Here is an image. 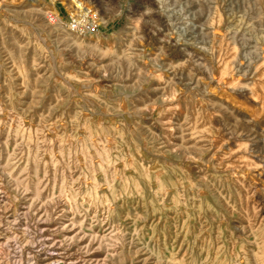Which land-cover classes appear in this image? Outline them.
<instances>
[{"label":"rangeland","instance_id":"1","mask_svg":"<svg viewBox=\"0 0 264 264\" xmlns=\"http://www.w3.org/2000/svg\"><path fill=\"white\" fill-rule=\"evenodd\" d=\"M183 1L0 0V264H264V0Z\"/></svg>","mask_w":264,"mask_h":264},{"label":"bare ground","instance_id":"2","mask_svg":"<svg viewBox=\"0 0 264 264\" xmlns=\"http://www.w3.org/2000/svg\"><path fill=\"white\" fill-rule=\"evenodd\" d=\"M184 1H185V0H184ZM184 1H183V2H184ZM188 1H189V0H188ZM203 1H204V0H203ZM208 1H210V0H208ZM189 2H190V1H189ZM210 2H212V1H210ZM191 3H193V2H191ZM198 3H199V2H198ZM205 3H206V2H205ZM193 4H194V3H193ZM208 4H210V3H208ZM188 5H190V4H188ZM196 5H197V4H196ZM203 5H204V4H203ZM69 6H70V7L73 6L71 2L69 3ZM193 6H194V5H193ZM193 6H192V7H193ZM209 6H210V5H209ZM218 6H219V5H218ZM226 6H227V5H226ZM185 7L187 8V6H185ZM219 7H220V6H219ZM230 7H231V6H230ZM199 8H200V7H199ZM206 8H207V7H206ZM211 8H212V7H211ZM191 9H192V8H191ZM201 9H202V8H201ZM227 9H228V8H227ZM193 10H194V9H193ZM204 10H205V9H204ZM189 11H190V10H189ZM198 11H199V10H198ZM207 11H208V10H207ZM198 13H199V12H198ZM221 13H222V12H221ZM226 13H227V12H226ZM195 14H196V13H195ZM203 14H204V13H203ZM223 14H225V13H222V16L225 17L226 14H225V15H223ZM234 14H235V13H234ZM30 15H31V14H30ZM187 15H189V14H187ZM204 15H205V14H204ZM204 15H203V16H204ZM208 15H209V14H208ZM228 15H229V14H228ZM228 15H227V16H228ZM192 16H193V15H192ZM209 16H210V15H209ZM209 16H208V17H209ZM51 17H52V16H51ZM216 17H217V15H216ZM199 18H200V17H199ZM52 19H53V21H56V22H58V23H60V21H61V20H59L58 18L56 19V18H54V17H53ZM200 19H201V18H200ZM226 19H228V20L230 19L229 21L232 22V20H231L230 17H229V18H226ZM198 20H199V19H198ZM216 20H217V19H216ZM195 21H196V20H195ZM205 21H206V20H205ZM233 22H235V21H233ZM229 23H230V22H229ZM229 23H228V25L231 24V23H230V24H229ZM199 24H200V23H199ZM224 24L226 25L227 23L224 22ZM215 25L217 26V23H216ZM225 25H224V26H225ZM231 25H232V24H231ZM236 25H237V24H236ZM239 25H240V24H239ZM203 26H204V25H203ZM235 27H237V26H235ZM239 27H240V26H239ZM225 28H226V27H224V29H225ZM217 29H218V28H217ZM203 30H204V29H203ZM230 30H231V29H230ZM252 30H254V29H252ZM199 31H201V30H199ZM224 31H225V30H224ZM245 31H246V30H245ZM247 31H248V30H247ZM249 31H250V30H249ZM254 31H255V30H254ZM201 32H202V31H201ZM65 33H66V35H68V36L70 37V34H69L68 32L65 31ZM207 33H208V31H207ZM257 33H258V32H257ZM209 34H210V33H209ZM247 34H248V33H247ZM74 35H75V34H74ZM74 35H73V36H74ZM256 35H257V34H256ZM134 36H135V35H134ZM134 36H132V37H134ZM65 37H66V36H65ZM201 37H202V36H201ZM262 37H263V36H262ZM66 38H68V37H66ZM75 38L78 40L79 43H82V41H79V39H78L77 37H75ZM79 38H80V37H79ZM135 38H136V36H135ZM257 38H258V37H257ZM208 39H209V38H208ZM260 39H262V38H260ZM71 40L76 41V40H74L73 38H72ZM13 41H14V40H13ZM73 41H72V42H73ZM131 41H132V40H131ZM133 41H134V40H133ZM76 42H77V41H76ZM78 42H77V43H78ZM135 42H136V41H135ZM200 42H201V41H200ZM207 43H208V42H207ZM218 43H219V42H218ZM225 43H226V42H225ZM82 44H83V43H82ZM230 45H232V44H230ZM232 46H233V45H232ZM83 48H84V47H83ZM80 49H81V48H80ZM120 49H121V48H120ZM132 49H134V48H132ZM132 49H130V50H132ZM134 50H135V53H132V54H136V52L139 51V50L136 51V49H134ZM224 50H226V49H223V52H225ZM229 50H231V47L228 48V52H229ZM232 50H233V49H232ZM232 50H231L230 52H232ZM116 51H117V50H116ZM116 51H115L114 53H116ZM125 51H126V50H125ZM132 51H133V50H132ZM200 51L202 52V50H200ZM218 51L220 52L221 50H218ZM108 52H109V51H108ZM121 52H122V51H121ZM121 52H120V53H121ZM127 52H128V51H127ZM127 52H126V53H127ZM263 52H264V51H263ZM17 53H18V52H17ZM17 53H16V54H17ZM114 53H113V54H114ZM195 53H196V52H195ZM110 54H111V53H110ZM116 54H117V53H116ZM128 54H129V53H128ZM128 54H126V57L129 56ZM218 54H219V53H218ZM139 55H140V54H139ZM222 55H223V54H222ZM234 55H235V54H234ZM20 56H21V53H20ZM115 56H116V55H113V57H115ZM121 56H122V55H121ZM187 56H188V55H187ZM194 56H195V55H193V59H194ZM215 56H216V51H215V55H214V57H215ZM227 56H229V55H227ZM261 56H263V55H261ZM15 57H17V59H18V56H17V55H16ZM191 57H192V56H191ZM202 57H203V56H202ZM230 57H232V55H230ZM19 58H20V57H19ZM108 58H109V57H108ZM116 58H117V57H116ZM123 58H124V57H123ZM130 58H131V57H130ZM130 58H129V60H130ZM228 58H229V57H228ZM259 58H260V57H259ZM20 59H21V58H20ZM118 59H119V56H118ZM124 59H125V60H124ZM124 59H123V60L126 61L128 58H127V59L124 58ZM133 59H134V58H133ZM185 59H186V58H185ZM185 59H184V60H185ZM191 59H192V58H191ZM191 59H190V60H191ZM195 59H196V58H195ZM195 59H194V60H195ZM208 59H209V58H208ZM260 59H264V57H261ZM18 60H19V59H18ZM28 60H29V59H28ZM114 60H116V59L114 58ZM120 60H121V59H120ZM123 60H122V62H124ZM31 61H32V60H31ZM130 61H132V60H130ZM262 61H263V60H261V63L263 64ZM118 62H119V60H118ZM127 62H128V61H127ZM127 62H124L122 65L124 66V64H126ZM132 62H133V61H132ZM132 62H131V63H132ZM171 62H172V61H171ZM28 63H29V61H28ZM120 63H121V61H120ZM169 63H170V62H169ZM129 64H130V62H129ZM132 64H133V63H132ZM135 64H136V63H135ZM218 64H219V63H218ZM28 65H29V64H28ZM165 65H166V64H165ZM165 65H164V66H165ZM188 65H189V64H188ZM260 65H261V64H260ZM117 66H118V65H117ZM125 66L127 67L128 65H125ZM131 66H132V65H131ZM167 66H168V65H166V67H167ZM171 66H172V65H171ZM176 66H178V65H176ZM255 66H256V65H255ZM258 68H259V66H258L256 69L258 70ZM261 68H262V66H261ZM171 69H172V68H171ZM262 69H263V68H262ZM188 70H189V69H188ZM191 70H192V69H191ZM260 70H261V69H260ZM260 70H259V71H260ZM259 71H258V72H259ZM189 72H190V70H189ZM260 72H261V71H260ZM231 73L233 74V71H232ZM261 73H262V72H261ZM261 73H259V74L261 75ZM35 74H36V73H35ZM172 74H173V72H172ZM190 74H191V73H190ZM229 74H230V73H229ZM235 74H236V73H235ZM38 75H39V74H38ZM225 75H226V74H225ZM227 75H228V74H227ZM172 76H173V75H172ZM257 76H258V75H257ZM169 78H171V77H169ZM218 78H219V77H218ZM218 78H217V79H218ZM228 78H229V77H228ZM259 78L261 79V77L258 76V78H256V80L259 79ZM230 79H232V78H230ZM236 79H237V78H236ZM174 80H175V79H174ZM203 80H204V79H203ZM222 80H223V79H222ZM227 82H228V81H227ZM233 82H235V80H234ZM254 82H255V81H254ZM260 82H261V81H260ZM231 83H232V82H231ZM258 83H259V82H258ZM18 84H19V83H18ZM220 84H221V83H220ZM254 84H255V83H254ZM259 84H260V83H259ZM198 85H199V86H200V85L203 86V84H201V80H200V79H197V86H198ZM205 85H206V84H205ZM221 85H222V84H221ZM256 85H257V84H256ZM263 85H264V84H263ZM202 86H201V87H202ZM217 86H219V85H217ZM223 86H224V85H223ZM223 86H222V87H223ZM237 86H238V85H237ZM237 86H235V84H234V87H233V88H235V87H237ZM33 87H34V86H33ZM207 87H211V86L206 85V87H205V89H204V90H205L204 92H206V93L209 95L210 92H212V91H210V90H213L212 88H214V87H212L209 91H208ZM224 87H225V86H224ZM23 88H24V87H23ZM199 88H200V87H199ZM217 88H218V87H217ZM226 88H227V87H226ZM237 88H239V87H237ZM172 89H173V88H172ZM200 89H203V88H200ZM20 90H21V88H20ZM194 90H196V91L198 92L199 89H198V90H197V89H194ZM224 90H225V89H224ZM228 90H229V89H228ZM258 90H259V88H258ZM219 91H220V90H219ZM232 91H233V90H232ZM241 91H242V90H241ZM197 92H196V93H197ZM213 92H215V91H213ZM234 92H235V91H234ZM168 93H169V92H168ZM171 93H172V92H171ZM223 93H224V91H223ZM223 93H222V94H223ZM191 94L193 95V93H191ZM198 94H201V93L198 92ZM132 95H133V94H132ZM164 95H165V94H164ZM196 95H197V94H196ZM202 95H203V94H202ZM210 95H214V94H210ZM226 95H227V93L225 94V97H226ZM173 96H174V95H173ZM194 96H195V95H194ZM197 96H198V95H197ZM199 96H200V95H199ZM223 96H224V95H223ZM261 96H262V95H261ZM148 97H149V96H148ZM165 97H166V96H165ZM168 97H169V96H168ZM192 97H193V96H192ZM204 97H205V96H204ZM204 97L202 96V98H204ZM213 97H214V96H213ZM230 97H231V96H230ZM23 98H24V97H23ZM193 98H197V97H193ZM206 98H207V97H206ZM210 98H211V97H210ZM228 98H229V97H228ZM246 98H247V97H246ZM262 98H263V97H262ZM135 99H136V98H135ZM167 99H168V98H167ZM170 99H171V97H170ZM208 99H209V98H208ZM231 99H233V98H231ZM263 99H264V98H263ZM263 99H262V100H263ZM4 100H5V99H4ZM140 100H141V99H140ZM210 100H211V99H210ZM213 100H214V99H212V101H213ZM225 100H226V99H225ZM262 100H260V103H261ZM218 101H219V99H218ZM226 101H227V102H228V101L230 102V99H227ZM233 101H234V100H233ZM214 102L216 103L217 101L214 100ZM217 103H219V102H217ZM258 103H259V102H258ZM45 104H46V103H45ZM155 104H157V103H155ZM169 104H170V103H169ZM223 104H224V103H223ZM230 104H232V103H230ZM34 105H35V104H34ZM36 105H37V104H36ZM163 105H164V104H163ZM193 105H194V104H193ZM195 105H196V104H195ZM233 105H234V103H233ZM235 105H236V104H235ZM239 105H240V104H239ZM44 106H45V105H44ZM50 106H51V105H50ZM147 106H148V104H147ZM173 106H174V105H173ZM197 106H198V103H197ZM197 106H196V108H197ZM225 106H226V104H225ZM227 106H228V105H227ZM166 107H167V106H166ZM176 107H177V106H176ZM231 107H232V106H231ZM259 107H260L261 109H263V110H261V113L264 115V101H263V104H261ZM154 108H155V107H154ZM173 108H174V107H173ZM191 108H192V110H194L193 107H191ZM191 108H190V109H191ZM218 108H219V107H218ZM226 108H227V107H226ZM257 108H258V105H257ZM186 109H187V108H186ZM237 109L239 110L240 108H237ZM242 109H243V108H242ZM258 109H259V108H258ZM258 109H257V110H258ZM41 110H42V109H41ZM137 110H138V109H137ZM153 110H154V109H153ZM215 110H219V109H215ZM243 110H245V109H243ZM243 110H242V111H243ZM37 111H38V110H37ZM139 111H140V110H139ZM189 111H190V110L188 109V112H189ZM197 111H198V110H197ZM226 111H227V110H226ZM228 111H229V108H228ZM228 111H227V112H228ZM230 111H231V110H230ZM232 111H234V110H232ZM232 111H231L230 113H231L232 115H234L235 113L233 112V113H234V114H233ZM240 111H241V110H240ZM258 111L260 112V109H259ZM214 112H215V111H214ZM218 112H219V111H218ZM218 112L216 111L215 113L217 114ZM220 112H222V114H224L223 111H220ZM245 112H246V111H245ZM190 113H191V111H190ZM190 113H189V114H190ZM230 113H229V114H230ZM241 113H242V112H241ZM243 113H244V112H243ZM187 114H188V113H187ZM189 114H188V115H189ZM227 114H228V113H227ZM229 114H228V115H229ZM245 114H246V113H245ZM41 115H42V114H41ZM203 115H205V114H203ZM220 115H221V114H220ZM220 115H219V116H220ZM224 115H225V114H224ZM224 115H223V117H224ZM228 115H226V117H227ZM232 115H230L229 117H232ZM235 115L239 116V114H235ZM240 115H241V114H240ZM44 116H45V114H44ZM58 116H59V114H58ZM129 116H130V115H129ZM189 116H190V115H189ZM191 116H194V115H191ZM214 116H217V117H218V115H215V114H214ZM214 116H213V117H214ZM244 116H245V115H244ZM42 117H43V116H42ZM207 117H209V116H207ZM221 117H222V116H220L219 119H220ZM223 117H222V118H223ZM239 117H241V116H239ZM245 117H247V116H245ZM261 117H262V116H261ZM188 118H189V117H188ZM214 118L216 119V117H214ZM222 118H221V119H222ZM248 118H249V117H248ZM259 118H260V117H259ZM263 118H264V117H263ZM192 119H193V118H192ZM199 119H200V118H199ZM207 119H208V118H207ZM238 119H239V118H238ZM240 119H241V118H240ZM244 119H246V118H244ZM256 119H257V117H256ZM213 120H214V119H213ZM249 120H250V119H249ZM162 121H163V120H162ZM166 121H167V120H166ZM200 121H201V120H200ZM251 121H252V120H250V122L248 121L249 124H250V123H252L253 125L256 124V122L253 123L254 121H252V122H251ZM14 122H15V121H14ZM191 122H194V121H191ZM212 122H214V121H212ZM230 122H231V121H230ZM246 122H247V121H246ZM248 122H247V123H248ZM262 122H264V121H262ZM262 122H260L259 124L261 125ZM177 123H178V122H177ZM189 123H190V122H189ZM257 123H258V122H257ZM182 124H183V123H182ZM171 125H173V124H171ZM262 125H263V124H262ZM166 126H167V125H166ZM256 126H257V125H256ZM175 127H176V125H175ZM179 128H180V127H179ZM182 128H183V127H182ZM3 129H4V128H3ZM179 130H180V129H179ZM181 130H182V129H181ZM183 131H184V130H183ZM160 133H161V132H160ZM162 133H163V132H162ZM162 133H161V136H162ZM183 133H185V131H184ZM187 133H188V131H187ZM163 135H164V134H163ZM159 136H160V135H159ZM165 136H166V135H164V137H165ZM187 136H188V135H187ZM162 137H163V136H162ZM188 137H189V136H188ZM202 137H203V136H202ZM169 138H170V137H169ZM185 139H186V136H185ZM183 140H184V139H183ZM208 141H209V140H208ZM219 141H221V143H222V140H219ZM219 141L215 140L216 144H217V142L219 143ZM182 142H183V141H182ZM184 142H185V141H184ZM188 143H189V142H188ZM78 144H79V143H78ZM175 145H176V144H175ZM183 145H184V144H183ZM202 145H203V144H202ZM221 145H222V144H221ZM209 146H210V145H209ZM216 146H217V145H216ZM217 148H218V147H217ZM29 149H30V148H29ZM177 149H178V148H177ZM185 149H186V148H185ZM195 149H196V148H195ZM202 149H203V148H201V150H202ZM205 149H206V148H205ZM36 150H37V149H36ZM203 150H204V149H203ZM184 152H185V151H184ZM201 152H202V151H201ZM215 152H216V151H215ZM190 153H191V152H190ZM197 154H198V153H196V155H197ZM187 155H188V154H187ZM4 156H5V155H4ZM189 156H191V155H189ZM185 158H186V157H185ZM193 158H194V156H193ZM253 158H254V157H253ZM183 159H184V158H183ZM195 159H196V158H195ZM262 159H263V158H262ZM262 159H261V160H262ZM5 160H6V159H5ZM250 161H251V160H250ZM253 162H254V160H253ZM249 164H251V163H249ZM255 164H256V163H255ZM251 165H254V163L251 164ZM251 165H250V166H251ZM250 166H249V167H250ZM255 166H257V165H255ZM255 166H252V167H255ZM108 169H109V168H108ZM232 169H233V168H232ZM251 170H252V169H251ZM251 170H249V171H251ZM256 170H257V169H256ZM60 171H61V170H60ZM235 173H236V172H235ZM60 174H61V173H60ZM55 175H56V174H55ZM235 175H236V174H235ZM11 176H12V175H11ZM243 177H244V176H243ZM249 178H250V177H249ZM8 179H9V178H8ZM30 179H31V178H30ZM236 179H237V178H236ZM13 180H14V179H13ZM236 182H237V180H236ZM34 183H35V182H34ZM44 183H45V182H44ZM32 184H33V183H32ZM40 184H41V183H40ZM38 186H39V185H38ZM17 187H18V186H17ZM27 189H28V188H27ZM24 191H25V190H24ZM27 191H29V190H27ZM32 192H33V191H32ZM40 193H41V192H40ZM32 194H34V193H32ZM37 194H38V193H37ZM154 194L157 195V193H154ZM40 195H41V194H40ZM192 195H193V194H192ZM194 195H195V194H194ZM60 200H61V199H60ZM68 201H69V200H68ZM195 201H196V200H195ZM195 201H194V202H195ZM50 203H51V202H50ZM67 203H69V202H67ZM71 204H72V203H71ZM82 204H83V203H82ZM61 205H62V204H61ZM74 205H76V204H74ZM74 207H76V206H74ZM80 207H81V209H82L83 206L80 205ZM112 207H113V206H112ZM112 207H111V208H112ZM76 208H77V207H76ZM77 209H78V208H77ZM82 211H83V210H82ZM91 212H92V211H91ZM135 214H136V213H135ZM101 221H102V220H101ZM92 224H93V223H92ZM217 228H218V227H217ZM118 235H119V234H118ZM110 246H111V245H110ZM115 246H116V245H115ZM5 249H6V248H5ZM1 252H2V251H1ZM18 252H19V251H18ZM11 253H12V252H11ZM16 254H17V252H13L12 255H16ZM12 255H11V256H12ZM206 260H207V259H206ZM57 263H59V262H56V264H57ZM60 263H61V262H60Z\"/></svg>","mask_w":264,"mask_h":264},{"label":"built area","instance_id":"3","mask_svg":"<svg viewBox=\"0 0 264 264\" xmlns=\"http://www.w3.org/2000/svg\"><path fill=\"white\" fill-rule=\"evenodd\" d=\"M52 18L53 17H51V19ZM61 19L60 20L67 30L75 35H95L103 28L98 12L86 7L78 9L73 13H68L65 17L62 16ZM52 21L53 19L51 22Z\"/></svg>","mask_w":264,"mask_h":264}]
</instances>
